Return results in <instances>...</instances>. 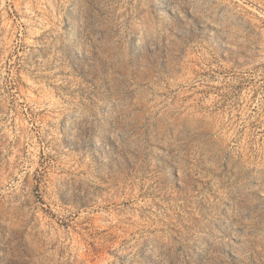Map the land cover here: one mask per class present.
Instances as JSON below:
<instances>
[{"label": "rangeland", "instance_id": "obj_1", "mask_svg": "<svg viewBox=\"0 0 264 264\" xmlns=\"http://www.w3.org/2000/svg\"><path fill=\"white\" fill-rule=\"evenodd\" d=\"M0 264H264V0H0Z\"/></svg>", "mask_w": 264, "mask_h": 264}]
</instances>
